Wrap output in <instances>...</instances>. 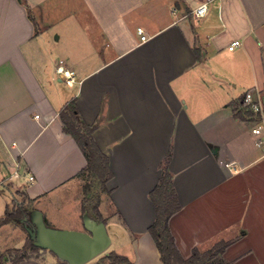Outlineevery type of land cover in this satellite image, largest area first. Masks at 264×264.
Instances as JSON below:
<instances>
[{
  "label": "crops",
  "instance_id": "obj_1",
  "mask_svg": "<svg viewBox=\"0 0 264 264\" xmlns=\"http://www.w3.org/2000/svg\"><path fill=\"white\" fill-rule=\"evenodd\" d=\"M204 1L0 0V219L24 197L30 205L28 218L0 225V255L12 250L2 264H71L40 247L21 256L37 211L81 231L88 212L106 226L108 254L162 264L151 191L168 157L180 253L225 241L226 264H264V152L238 115L246 90L264 92V0H214L197 18ZM72 99L112 171L98 212L84 203L87 158L60 117Z\"/></svg>",
  "mask_w": 264,
  "mask_h": 264
},
{
  "label": "trees",
  "instance_id": "obj_2",
  "mask_svg": "<svg viewBox=\"0 0 264 264\" xmlns=\"http://www.w3.org/2000/svg\"><path fill=\"white\" fill-rule=\"evenodd\" d=\"M238 115L242 118H253L251 112H244L238 109ZM60 117L64 123V130L72 135L87 158V165L80 172V176L86 179L84 184V194L87 196L92 191L94 185L99 186L102 192L107 191L106 183L112 176L109 164V158L105 155L94 140L93 133L96 125L87 124L80 116L76 100H70L60 111ZM169 157L162 165V174L160 182L151 191V198L154 203L156 218L149 227V232L154 238L156 245L161 253L162 264H226L221 255L228 246V242L222 241L212 248L201 251L195 248L189 257H184L175 242V238L170 229V218L181 209V203L174 189L172 174L168 169ZM25 197L23 202L11 209L8 207L6 215L0 219V225L15 219L28 218L30 214V205L26 203ZM100 196L94 204V210L98 212ZM30 226L33 224L28 221ZM28 248L34 250L38 246L29 236L24 245L23 253ZM12 252L6 251L0 255V264L3 263L4 257ZM102 264H133V261L124 254L111 251L101 259Z\"/></svg>",
  "mask_w": 264,
  "mask_h": 264
},
{
  "label": "water",
  "instance_id": "obj_3",
  "mask_svg": "<svg viewBox=\"0 0 264 264\" xmlns=\"http://www.w3.org/2000/svg\"><path fill=\"white\" fill-rule=\"evenodd\" d=\"M36 213L34 226H28V231L41 250L50 249L71 264H84L103 252L108 254L111 238L103 222L86 216V230L57 229L45 224L41 212Z\"/></svg>",
  "mask_w": 264,
  "mask_h": 264
},
{
  "label": "built area",
  "instance_id": "obj_4",
  "mask_svg": "<svg viewBox=\"0 0 264 264\" xmlns=\"http://www.w3.org/2000/svg\"><path fill=\"white\" fill-rule=\"evenodd\" d=\"M214 0H206L200 5L195 7L191 13L197 17L201 18L206 16L209 11V4ZM138 32L141 34V40L147 41L148 37L144 33L142 27L138 28ZM242 45L240 39H235L229 45V49L233 50ZM57 73L59 77L68 85L73 86L77 82L76 73L73 69L65 67L64 65H59L57 67ZM239 109L244 112L252 113V133L256 136V145L263 149L264 152V92L260 87H252L246 90L243 97L240 100ZM31 180L34 179L33 176L30 177Z\"/></svg>",
  "mask_w": 264,
  "mask_h": 264
},
{
  "label": "rangeland",
  "instance_id": "obj_5",
  "mask_svg": "<svg viewBox=\"0 0 264 264\" xmlns=\"http://www.w3.org/2000/svg\"><path fill=\"white\" fill-rule=\"evenodd\" d=\"M102 194H103V192L100 190L99 186L94 185L92 187V191L89 194H87V196L85 195V197H84V203H85L86 207L88 208V210H92V207L94 206V204L97 201V197L98 196L101 197ZM105 195H104V198L108 199V195H106V197H105ZM71 202H73V201L72 200H68V202H67L68 206L65 204L66 208H64V209L69 210V212L72 213V214H74L75 212L77 213L78 211H80V204H78L76 206L73 205L71 207V205H70ZM64 203H66V202L64 201ZM37 213H36V215H37ZM88 214L89 213L87 212V216H89ZM89 218L93 219L94 217L89 216Z\"/></svg>",
  "mask_w": 264,
  "mask_h": 264
}]
</instances>
